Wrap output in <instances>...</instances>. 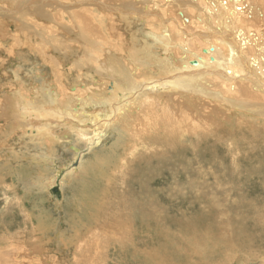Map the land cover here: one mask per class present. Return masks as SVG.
Listing matches in <instances>:
<instances>
[{"label":"bare ground","instance_id":"1","mask_svg":"<svg viewBox=\"0 0 264 264\" xmlns=\"http://www.w3.org/2000/svg\"><path fill=\"white\" fill-rule=\"evenodd\" d=\"M64 1L63 3L62 0H31L30 6H40V10L44 7L45 9L52 8L55 11L50 12L51 9H48L43 11L45 15H36L40 16L44 23H47L45 22L47 19L57 23V19L65 18V15L60 14L66 12L71 19L77 22V25L79 24L80 31L75 32L77 36L73 40L78 46H73L71 51L68 48L69 52L64 53L62 64L53 61L58 67L67 65V69L60 73L59 68L52 67L53 84L49 86H47L48 80L41 73L37 75L45 80L41 83H32L31 81H35L33 78L27 79L21 76L24 64L28 61V55L20 47L17 48L19 45L17 43L14 48L18 51L13 61H17L14 64L16 65L14 74L17 81L19 78L20 86L18 89L11 90L4 100L5 105H0V119L7 120L11 129L19 130L21 136L27 135L28 131L36 132L34 136L33 132V134L30 133L32 136L29 137L34 139L33 141L39 144V147L40 145L41 147L46 146L44 145V142H47L45 139L53 140L52 146L47 142L48 151L53 153L57 141L62 139L55 134L57 132H54L52 125L64 126L69 130V134H74L73 140L76 144L90 146L92 150L95 149V143L101 141L107 129L120 128L118 140L131 139L133 144L127 157L121 159V166L117 164L119 168L114 167L115 169L110 170V174H107L105 189L95 195L96 201L87 205L91 211L89 218L92 229H88L89 235L79 239V243L75 246V251L80 253L76 264H97L91 252L95 250L96 254L104 253L105 245H110L108 242L121 246L125 240L129 239L135 245L134 241L137 237H141V230H134L136 224L154 225L158 227L160 233L168 237L172 233L171 227L176 225L179 227V223H182L180 227L183 233L176 231L174 235L176 239L172 242L152 247L150 250L148 248L149 251L145 252L144 261L152 264L157 259L160 264H169L170 261L166 255L176 253L179 262L175 261L184 264L190 256L186 250L190 248L193 251L192 254L199 260L196 264H204L206 257L218 249L220 238H222L219 235H223L224 231H218L219 233L216 231L218 234L215 236H210L209 232L208 234L197 233L191 228L192 221L185 222V213H182L183 218L178 220L179 223H174L170 214L175 206H192L197 203L201 208L202 188L199 183L197 166L191 169L181 167L185 164H195L191 158L186 156L185 144L183 140H180L181 137L168 135L159 128L149 130L148 136H144L143 125L146 120H143L141 125H137V115H145L148 110L152 112L156 108H159V111L165 109V111L173 112L182 104H188L193 107L210 108L211 113L209 112L210 115L207 114L206 118L212 120L215 126L221 122L218 110L226 112L235 119L239 128L247 125V121L243 122V119L250 116L242 111L253 112V114L264 117V0ZM17 2L10 1L9 3L13 6ZM157 2H162L161 5L166 2L167 4L171 2L170 4L173 5L176 4L175 2L178 3V7L175 6V10L179 13L176 24L170 25L172 24L170 23L169 27L164 25L167 21L169 22V20L166 21L169 17L163 14L162 10L153 9L160 5ZM95 4L98 7L102 6L100 11L92 7ZM166 8H163L164 11ZM4 9L0 7V16L4 17L6 22L14 21L13 15L1 14L7 11ZM25 16L29 18L33 15ZM35 23L36 21L29 23L31 32L27 34L28 40L32 41L33 37L47 41L52 37L59 38L56 28L37 23L49 30V33L43 35L45 29L35 30L33 28ZM155 23H158L159 27L155 28ZM125 25L130 29L135 25L139 28L130 32L122 28ZM118 46H123L122 53L115 50ZM92 48L105 51L102 57L104 59L92 53ZM41 50L46 52L43 47L32 45L29 55L39 59L36 55ZM85 52H90V54L85 57L86 60H83ZM46 54L40 56L43 67L48 65L47 58L54 60L53 55ZM190 57L194 59H189ZM92 59L95 61L100 59L99 65L94 67L91 63H82L92 62ZM88 72H95L97 76L93 77L89 73V78L85 79ZM29 82L34 84L31 89ZM68 82L69 85H75L66 87ZM15 118L18 120L16 125H14ZM154 121L159 124L163 123V119L158 117H155ZM22 123L27 127L25 131L23 129L24 132L19 129ZM262 123L260 127H247L249 138L252 137L254 141L261 138L264 142V121ZM188 125L186 127L180 124L179 129L193 133L188 136L190 140L195 141L192 144L199 146L206 144L207 141L209 143L208 135H213V141L216 142L217 136H214L213 131H209L205 124L198 130ZM29 126L31 130L28 129ZM162 133L171 138L161 140L162 145L157 147L159 150L157 157L152 148L146 149L145 144H148L154 136L160 139ZM176 139L182 143L179 144L175 141ZM246 139L245 135L241 138L243 143ZM72 148L78 150L80 147L76 145ZM53 153L50 154L54 155ZM173 153H179L178 160L173 157ZM238 154L239 152L236 151L235 155ZM39 155L42 156V152ZM94 158V160L84 161L80 169L82 168L85 173L88 172L89 167L94 170L99 163L103 165L104 158L106 169H108L109 159L99 155ZM111 159L113 160L112 156ZM74 172L76 173V170ZM189 172L196 175L197 184L194 182L190 186L197 192L194 199L189 197L192 195L191 188L187 189L178 183L172 186L175 179L182 181L186 179L190 185L194 180H189ZM77 174H75L76 177ZM156 187H159L158 191ZM160 204L168 207H158ZM80 206L83 207V205ZM53 226L55 227V224ZM143 228H148V226ZM59 235L62 236L57 239L59 248H63L64 243L71 246L72 240L69 239L66 242L64 234ZM231 238L235 240L234 237ZM236 238L239 242V237ZM6 240V237L0 236V260L2 264H14L15 262L6 257H11L10 249L3 246ZM93 240L96 242V247L90 244ZM132 247L133 254L136 255L138 249ZM23 259L18 258L16 262L21 263Z\"/></svg>","mask_w":264,"mask_h":264},{"label":"rangeland","instance_id":"2","mask_svg":"<svg viewBox=\"0 0 264 264\" xmlns=\"http://www.w3.org/2000/svg\"><path fill=\"white\" fill-rule=\"evenodd\" d=\"M8 1L17 2L18 0H0V7L7 10L1 14L5 15V13H8L15 17L14 21L6 22L5 18L0 16V105H5L4 100L11 93V90L13 88L18 89L20 86L19 78L17 81L14 74V68H16L14 64L17 61H13L18 51V49L15 50L14 48L17 43H19L17 48L20 47L26 51L28 55V61L24 64L25 66L23 67L21 76L27 79L33 78L35 81H31L32 83H41L42 80L44 81L46 79L48 80L47 86H49L53 84L52 67L56 69L59 68L60 73L68 67L67 65L58 67L53 61H58L62 64L64 53L71 51L70 49L73 46H78L73 40L75 39L74 37L77 36L75 32L80 31L79 24L77 25V22L71 19L66 12L60 14L65 15V18L57 19V23L51 22V19H47L45 21L47 23H44V21L40 19V16L36 15H45L43 11L48 9H51L50 12H55L52 8L45 9L44 7L43 10H40V6L37 7L34 5L32 7L30 6L32 4L31 0H19L16 5L13 4V6L10 5ZM62 2L64 3L65 1L62 0ZM161 3L157 2V4L160 5L153 7V9L157 11L162 10L163 14L169 17L166 18V21L169 20V22L167 21L164 25L169 27L170 23H172L170 25L176 24V20H178L177 14L179 13L175 10V6H177L178 3L175 2L176 4L173 5L170 4L171 2L168 4L166 2L162 4L163 6ZM99 6L102 7L101 5ZM167 6H171L169 7L170 9L166 8ZM92 7H94L95 10H101L96 4L92 5ZM163 8H166L165 11ZM87 13L89 14V12ZM28 14L33 16L27 18L28 16L26 17L25 15ZM173 15L177 16L174 17ZM33 21H36V25H33L35 30L42 31L41 29H45L43 35L49 33V30L38 24L41 23L56 28L59 38L52 37L47 41L40 38L35 39V37H33L32 41L30 39L28 40L27 34L31 32L29 23L31 24ZM154 27H159V24L155 23ZM122 28L131 32L138 30L139 27L135 25L130 29L125 25ZM72 33L74 34L72 35ZM32 45L41 46L46 52H44V50L38 52L36 56H38L39 59L30 56L29 53ZM94 49L96 48H92V53L94 52L96 56L104 59L102 57L105 51ZM13 50L15 52H13ZM115 50H119L118 52L122 53L124 48L123 46H118ZM46 53L53 55L54 60H48ZM44 54H46V63L48 67L46 65L43 67L44 65L40 56ZM88 54H90V52H85L82 59L86 60L87 58L85 57H87ZM189 59H194V57H190ZM82 63H91L95 67L99 65L100 59L98 61L92 59V62L84 61ZM39 69H41V71H39ZM40 73L44 75L45 79H41V76L37 75ZM89 73L90 75L92 74L93 77L97 76L95 72H88L84 77L85 79L89 78ZM69 82L68 85H65L66 87L75 85H69ZM30 85V89L33 88L34 84L30 83ZM108 86H110V84ZM221 105L223 106V104ZM154 111L155 113H153ZM209 112L211 113V109L208 107L204 109L203 106L193 107L188 104H182L173 112L165 111V109H160L159 111V108H156L152 110V112L148 110L145 115L141 114L139 116L138 114L137 125H141V122L146 120L143 125L144 136H148L149 130L159 128L161 131L167 132L168 135L181 137L180 140H183L185 144L184 149L186 156L195 162V164H185L183 166L181 165V167L183 169H191L197 166L199 183L202 188L200 193L201 208L197 203L192 206H175L170 214L172 221L174 223H179L178 220L183 218L182 213H185V222L187 220L192 221L193 224H191V228L196 230L197 233L208 234L209 232L210 236H215V234L224 231L223 235H219L222 236V238L217 235L221 240V245L219 244L218 246L219 250L215 249L213 254H209L204 264H264V142L261 138H259L258 141H254L252 137L249 138L247 130V127H260V125L263 124L264 117H262V115L253 114V112L242 111L247 112L251 117H245L243 122L247 121V125L244 128H239L235 119L227 115L226 112L223 113L218 110L221 122L215 126L212 120H209L208 117L206 118L207 114L208 116L210 115ZM174 113H176V115ZM203 116L205 117L203 118ZM155 117L162 118L163 123L159 124L155 122ZM183 117L185 119H183ZM255 119H258V122ZM17 123L18 120L15 118L14 125ZM180 124H184L186 127L190 124L188 127H193L196 130L202 128L205 124L209 131H213L214 136H217L216 142L213 141V135H208L207 139L210 144L207 141L206 144L196 146L192 144L195 141L190 140L188 137L193 133L183 132L182 129H179ZM52 127L54 132H57L55 134H58L61 137L59 138L62 139L57 141L54 153L47 149V142L52 146L53 140L50 141L47 138L45 139L47 142H44L46 146L41 147L40 145L39 147V144L35 143L33 141L34 139L29 137L30 135L32 136L33 133L34 136L36 132L32 131V133L28 131V133H26L27 135L21 136L19 130L11 129L7 120H4V118L0 119V236L7 238L3 246H7L10 249L11 257H6L12 262H15L14 264H76L77 259L80 257V253L75 251V246L79 243V239H83L89 233L88 229H92L90 227L92 223L89 218L91 211L88 209V203L90 204L96 201L95 195L101 193L105 189L106 178L110 174V170L117 169L121 166V159L127 157L130 147L133 144L129 138L123 141L122 139L118 140V130L120 128L116 129L117 131L115 128L114 130L111 128L106 130L101 141L95 143V149L92 150L90 146L76 144L73 140L74 134H69V130L65 129L64 126L52 125ZM19 129L24 132L27 127L23 126L22 123ZM28 129L31 130L30 126ZM65 133L69 135L65 136ZM71 134L72 136L70 137ZM244 135L247 138L245 143L241 140ZM164 138L170 139L171 137H167L165 133L161 134L160 139L154 136L148 144H145V147H147L146 149L152 148L153 153H156L158 157L159 150H157V147L162 145ZM175 141L179 144L182 143L177 139ZM76 145L80 147L78 150L72 148ZM190 145L193 146L191 147ZM42 148L43 150L46 149L44 150V154ZM236 151L239 152L237 156L235 155ZM41 152L42 156L39 155ZM96 155L104 156L109 159L108 169H106L107 165L105 164V158L103 160V165L99 163L94 170H91L92 168L89 167L87 169L88 172L85 173L82 168L80 169V165L83 164L84 161L94 160ZM113 155L119 158H114ZM178 155L179 153H173V157L176 160H178ZM194 158L199 162L197 163ZM200 161H202V163ZM74 170L78 173L77 177L75 176L76 173ZM195 179L196 175L189 172V180H194L190 185L186 179L183 181L181 179H175L173 180L172 186H176L178 183V185L182 184V187L189 189L191 188V184L195 182ZM169 184L171 185V183ZM156 190L158 191L159 187H156ZM191 193L192 195L189 197L194 199L197 192L191 188ZM253 202L254 204L257 203L254 205ZM80 205L86 207L83 209ZM158 207L167 208L168 206L160 204ZM260 208L262 210H260ZM215 213L218 215H215ZM161 215L164 214L161 213ZM53 224H55V227ZM180 224L182 223H179V227H177L178 225L171 227L172 233L168 237L160 233L158 227L154 225L136 224L134 230H141V237H137L134 241L135 245H133L131 243L132 241L129 239L125 240L121 246L114 242H108L110 245H105L104 253L96 254L97 252H95V250L91 253L97 264H147L144 261L145 252H148L152 247L163 246L176 239L174 237L175 232H182ZM144 226H148V228H143ZM161 227L160 224V228ZM216 231L219 232L217 233ZM58 233L64 234L66 242H68L69 239L72 240L71 246L64 243L63 248H59V241L57 239L62 236ZM231 237H234L235 240ZM236 237H239V242L236 240ZM227 239H229V241H227ZM93 242L94 240L91 241L90 244H94L96 247V242ZM132 246L138 249L136 255L133 254ZM100 248L102 250V247ZM227 248L229 249L226 250ZM192 252L190 248L186 250V253L190 254V256L188 257V261L184 264H196L199 262L198 258L193 255ZM17 256H19L18 258H24L21 263L16 262L18 259L16 258ZM166 257L170 261L169 264H183L178 263L179 261L177 260L176 253H168ZM0 264H2L1 260ZM152 264H160V262L156 259Z\"/></svg>","mask_w":264,"mask_h":264}]
</instances>
